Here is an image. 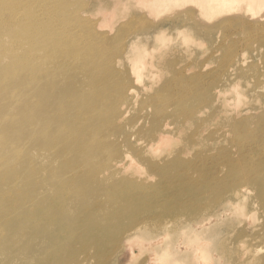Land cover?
I'll return each mask as SVG.
<instances>
[{
	"label": "rangeland",
	"instance_id": "374dc122",
	"mask_svg": "<svg viewBox=\"0 0 264 264\" xmlns=\"http://www.w3.org/2000/svg\"><path fill=\"white\" fill-rule=\"evenodd\" d=\"M77 1H0V17L3 21L9 19L13 9H15V15H25L24 8L31 2H36L38 6L35 8V15L39 21H44L51 15L52 24L59 23L58 30L55 32L59 34L60 45L63 47L61 53L51 54L48 48L50 42L45 41L41 44L38 39L23 45L22 56L19 55L20 48L17 47L16 55L20 66L26 64L34 68L32 73L20 72V77L30 75L33 78L30 89H39L41 94L45 93L47 103L53 107L54 114H60L67 109L68 104V102L63 103L64 97L60 99V96L69 88L65 82L58 83V81L60 79L63 81L69 72L79 71L80 75L75 86L79 89V95L70 96L81 106L82 114L78 121H83V117L88 115V117H95L99 125L98 122H101L103 116L109 113L111 102L115 97V94L108 93L116 92L117 84L107 91L106 86L100 85L98 79L84 78L86 68L94 63H103L117 83L120 80L126 81L129 67L121 64L120 61L113 60L121 56L125 38L139 34V40H146L145 43L149 44L147 53L149 59L145 63V68L153 71L154 80L157 82L150 90L139 93L136 101L131 105L120 107L119 110L125 111V118L130 126L117 131L123 134L132 133L134 136L142 134L148 136L154 127L161 129L164 123L177 126L183 119L176 116L179 106L172 95L168 97L166 82L173 77H178L177 81H179L183 66L194 58H198L197 60L205 58L211 65H220L225 58L223 57L224 48L216 54H211L220 41L219 34L213 32L212 37L208 34L201 36L199 38L201 46L197 48L190 41L195 36H186L187 40L183 41L175 38L173 33L172 38L168 40L169 43L188 44L196 52L191 53L190 56L179 53L163 60L165 54L163 49L167 46L166 39L173 30L165 26L164 29L160 28L162 25L158 26L152 17L144 23L139 12V4L135 5L136 8L133 11L134 4L131 0L124 15L108 20L114 25L111 33L107 36L105 34L98 36L94 35L88 21L109 13L106 9L97 10L99 6L106 7V0H81L79 5ZM83 3L85 6L82 5ZM121 13L123 14V11ZM42 28H39L41 40L43 37L49 39L43 35ZM51 31L54 30L51 29ZM77 43L81 46L80 48L77 47ZM227 43L226 47L230 45V42ZM69 46L77 49V57L74 61H71L68 55ZM14 47L12 46L8 51ZM200 51L202 52L199 53ZM27 52H34L38 56L45 54V57L40 60H29L26 56ZM258 54L257 51L250 50L249 53L246 51L243 57L244 65L256 62ZM36 61L39 64L38 67H35ZM75 62L80 64L78 69L72 66ZM5 67L6 69H3ZM7 67H9L8 58L0 57V81L10 71ZM44 69L47 71L43 72ZM38 70L42 71L37 72ZM44 81L48 84L39 88V84ZM11 85L12 83L9 82L6 87ZM53 93H60V96L52 97ZM5 97L16 101V112L10 108L5 109L4 100H0V118L19 114L18 124L13 127V130L21 131V122H25L28 118L36 124H42L39 113L28 116V109L20 108L22 96L10 97L7 94L1 96L2 99ZM262 111L264 112V108L260 112ZM254 112L255 115L260 114L259 111ZM205 116L206 113L202 117ZM192 123V126L184 128L183 132L165 131L172 133L166 134L169 138H164L157 150H132L134 149L132 144L111 142L108 150H98L95 155L85 157L88 163L81 167L82 170L77 169V166L83 159L79 161L74 157L79 150L51 151L47 143L39 149L40 151L32 150L35 154L39 153L40 157L35 169L42 173H40L43 179L41 187L37 190L29 188L27 184L29 181L24 178V175L13 177L8 173L5 178L17 189L23 187V192L28 195L21 198L23 199L22 207L25 211L34 213L32 222L37 225V235L30 237L27 245L24 238L15 244L18 247H24L19 250L3 248L0 243V264H142L150 249L161 250L167 242L175 244L179 237V227L181 228L180 225L185 223L175 221L176 215H182L184 221L188 215L198 213L204 216L210 212L212 214L208 217L211 218V222L205 229L206 232L202 234L207 240V254L204 257L206 260L203 262V258L194 259L192 257L194 247L183 239L180 240L184 246H176L173 249L175 252L171 260L175 261V264H251L245 261L246 246L239 242H253L252 236L256 237V233L259 232L262 238L255 241L263 243L264 248V213L259 208L261 203L256 201L248 205L250 201L245 199L241 205L234 208V204H224L225 201H222L235 187L236 177L241 176L238 168L245 164V158L241 157V151L237 147L233 150H218L216 147L205 146V143L222 144L208 136L195 140L192 138L194 145L191 144L188 147L183 148L181 144L169 146L174 141V136L182 139L190 136L191 130L196 126L194 120ZM102 124L103 122L101 126ZM256 125L254 124L252 128ZM99 130L94 129L88 135H97ZM199 141L201 143L198 146L204 145L202 147L204 150H196ZM30 143L37 145L36 142ZM154 144H157L156 141ZM223 145L231 146L229 143ZM65 152H69L70 157V161L64 163L69 164L68 172L67 174L61 172L55 187L47 186L48 190H46L51 167L62 165L60 160ZM212 160L218 162L211 164ZM1 163L0 157V168ZM50 164L52 165L46 170ZM19 170L26 169L21 167ZM6 171L5 168L0 169L2 174ZM2 190L3 186L0 185V191ZM44 198L46 203L41 207L39 201ZM218 206L227 207L230 211L226 213L227 215L217 213L213 216L212 210ZM24 210L21 211L26 213ZM166 221L169 228L168 234H164V230L159 229V226ZM6 226L5 221L0 219V227L3 231ZM251 227L255 230L251 231ZM7 231L10 232L11 229H6L5 233ZM135 231L141 232L142 237L139 240L146 239L149 244L141 246L138 242L132 248L129 257L122 261L118 260L123 237ZM206 233L209 236H206ZM55 244L60 247H54ZM261 255L264 260V250Z\"/></svg>",
	"mask_w": 264,
	"mask_h": 264
},
{
	"label": "bare ground",
	"instance_id": "6f19581e",
	"mask_svg": "<svg viewBox=\"0 0 264 264\" xmlns=\"http://www.w3.org/2000/svg\"><path fill=\"white\" fill-rule=\"evenodd\" d=\"M130 1L106 0V7L99 6L97 10L106 9L110 15L106 17L107 14L88 21L94 35L105 34L107 36L110 34L114 25L108 20L124 15L129 8ZM77 2L79 5L81 0ZM132 3L134 4L133 11L136 8L135 5L139 4V12L144 23H147L149 17H152L158 26L162 25L160 28H172L173 32L168 35L167 46L163 49L165 53L163 60L169 56L179 55V53L190 56L191 53L196 52L191 45L169 43L168 40L172 38L173 33L175 38L183 41L187 40L186 36H195L190 41L200 48L199 38L205 34L212 37V33L216 32L219 34L220 41L211 54L218 53L221 48H224L225 51L224 61L220 65H211L205 58L200 60L194 58L183 66L182 77H179V81H177L178 77H173L166 82L168 97L170 98L172 95L179 106L176 116L183 120L177 126L164 123L161 129L154 127L148 136L146 134L134 136L132 133L118 132L120 129L130 126L125 118V111L119 110L120 107L131 105L136 101L139 93L150 90L157 82L154 80L153 71L145 68V63L149 59L147 56L149 44L145 43L146 40H139V34L125 38L124 46L120 52L121 56L119 59L113 60L120 61L121 64L129 67L126 81L120 80L117 83L112 79L108 68L103 63H94L86 68L84 78L98 79L100 85L106 86L107 91L117 84L116 92L108 93L109 95L115 94V97L111 102L109 113L104 115L101 120L103 122L101 126V122L97 121L100 123L98 125L96 118L88 117V115L83 117V121H78L82 114L81 106L70 96L79 95V89L75 88L80 75L79 71L69 72L63 81L62 79L58 81V83L65 82L68 86L69 89L65 94L60 96V93H53L51 95L52 97L60 96V99L64 97L63 103L68 102L67 109L60 114H54L53 107L47 103L45 93L41 94L39 89H30L33 84V78L30 75L22 78L19 75L20 72L32 73L34 68L28 67L26 64L20 66L16 55L17 47L20 48L19 55L22 56L23 45L38 39L41 44L45 41L50 42L48 48L51 54L61 53L63 47L60 45L59 34L55 32L58 30L59 23L52 24L51 15L44 21H39L35 15V8L38 6L36 2H31L24 8L26 13L23 16L15 15V9H13V13L7 21H3L0 17V57L8 58L9 67L7 68L10 69L5 74L7 76L2 77L0 81V100H4L5 109L10 108L16 112V101L7 97L2 99L1 96L3 94L10 97L22 96L19 103L20 108L28 109V116L39 113L42 121V124H36L28 118L25 122H21V131H15L13 127L18 124L19 114L0 118L1 168L7 169L6 172H3L4 174L0 172V185L3 186V190L0 191V219L7 224V230L11 229L10 232L5 233L6 229L3 231V228L0 227V243L3 248L22 249L24 247H18L15 244L24 238L27 245L30 237L37 235V225L32 222L34 213L27 212L22 207L23 199L21 198L28 195L23 192V187L17 189L12 182L5 178L8 173L13 177L24 175V178L29 181L27 183L29 188L37 190L41 187L43 182L40 177L41 172L35 169L40 157L39 153L35 154L32 150L40 151L39 149L45 143L50 146L51 151L57 149L79 150L74 157L76 160L83 159L79 160L77 166V169L82 170L81 167L88 163L85 157L95 155L98 150H108L111 142L132 144L134 148L132 150H157L160 142L163 143V139L169 136L166 134L172 133L165 131L179 130L183 132L184 128L192 126L193 120L196 126L191 130L190 136L185 139L174 136V141L169 146L181 144L183 148L188 147L191 144L194 145L192 138L195 140L208 136L222 144L219 142L216 145L205 143V146L216 147L218 150H233L234 147H237L241 151V157L245 158V164L239 166L238 172L241 173V176L236 177L235 181L233 180L235 187L222 201H225L224 204H234V208L241 205L245 199L250 201L248 205L259 201L261 203L259 208L264 213V112H260L264 108V0H132ZM82 5L85 6L84 3ZM40 27H43V35L50 40L45 37L41 40ZM243 35H245L244 38ZM106 39L109 38L106 37ZM23 40L24 42H22ZM227 42H230V45L226 47ZM12 46L15 47L8 51ZM77 47L81 46L77 43ZM69 50L70 60H76L77 49L74 46H69ZM250 50L259 53L258 59L256 62L244 65L243 57L245 52L249 53ZM26 56L29 60H40L45 57V54L38 56L34 52H27ZM259 63L260 66H258ZM38 66L36 61L35 67ZM72 66L78 69L80 64L75 62ZM40 71L42 70L37 72ZM46 71V69L43 70V72ZM9 82L12 85L6 87ZM47 84L48 82L44 81L39 84V88H43ZM252 95L254 96L252 97ZM254 111H259L260 114L255 115ZM204 113L206 116L202 117ZM252 124L257 125L252 128ZM94 129H100L98 134L89 136L88 133ZM29 140L36 142L37 145L31 144ZM155 141L157 144H154ZM188 142L191 143L184 144ZM200 143L201 141L197 143L196 150H204L202 148L204 145L198 146ZM225 143H229L231 146L224 147ZM68 154L69 152H65L61 156V166L51 167L49 184L45 186L46 190H48L47 186L55 187L61 172L67 174L69 164L64 163L70 161ZM255 160L258 161L255 162ZM119 161L121 162V160ZM217 162V160L210 161L211 164ZM51 165H48L46 170ZM19 167L26 170L18 171ZM45 203V198L39 201L41 207ZM212 211L215 216L217 213L226 214L230 209L218 206ZM211 214L210 212L204 216H200L198 213L192 216L188 215L184 221L182 215H176L175 221L185 223L180 225L181 228L179 227V237L175 244L167 242L161 250L150 249L142 264H175V261L171 260V256L175 252L173 249L176 246H184L180 239L194 247L192 251L194 259L203 258L204 262L206 260L204 257L207 254V240L202 234L209 227L211 218L208 216ZM167 224L166 221L159 226V229L164 230V234L169 233ZM250 230L254 231L255 228L251 227ZM205 235L209 236L207 233ZM256 235L251 238L254 240L253 242L242 241L239 243L246 246L245 261L251 264H264L261 255L264 250L263 243L255 241L262 237L259 232ZM140 237H142L140 231L129 233L127 237H123L122 250L118 260L122 261L129 257L132 248L138 242L141 246L149 244L146 239L139 240ZM54 247L60 246L55 244ZM9 252L11 253V251Z\"/></svg>",
	"mask_w": 264,
	"mask_h": 264
}]
</instances>
